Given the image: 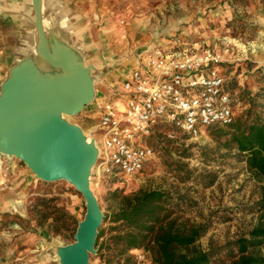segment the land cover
<instances>
[{"label": "rangeland", "instance_id": "obj_1", "mask_svg": "<svg viewBox=\"0 0 264 264\" xmlns=\"http://www.w3.org/2000/svg\"><path fill=\"white\" fill-rule=\"evenodd\" d=\"M110 6L118 25L142 27V33L152 35L164 50H210L234 87L236 117L252 105V97L264 115V83L258 69L264 67V0H110ZM10 66L0 57V94ZM70 119L96 134L97 112L90 106ZM226 126H210L197 137L176 131L170 141L153 139L156 158L141 173L118 182L98 179L93 172L90 186L107 218L89 264L134 261L131 252L122 250L123 242L114 238L118 230L112 214L119 208L117 194L139 189L171 195V219L203 224L198 247L218 249L212 257L215 264L230 260L227 245L236 250L232 242L257 222L262 183L235 144L228 143ZM162 142L166 145L160 148ZM12 160L27 171L16 181L12 168L7 169L10 162H0V176L5 178L0 179V264H60L57 250L74 242L86 213L85 200L67 180L43 181L24 162ZM13 223L19 226L16 230ZM147 251L144 264H154L153 249Z\"/></svg>", "mask_w": 264, "mask_h": 264}, {"label": "water", "instance_id": "obj_2", "mask_svg": "<svg viewBox=\"0 0 264 264\" xmlns=\"http://www.w3.org/2000/svg\"><path fill=\"white\" fill-rule=\"evenodd\" d=\"M39 53L53 71L17 61L9 68L0 94V152L15 156L41 180H67L85 200L86 213L74 242L58 248L60 264H89L104 214L90 186L99 149L65 115L92 101L94 81L84 65L58 58L43 30L38 0H33ZM80 82L77 83V82Z\"/></svg>", "mask_w": 264, "mask_h": 264}, {"label": "built area", "instance_id": "obj_3", "mask_svg": "<svg viewBox=\"0 0 264 264\" xmlns=\"http://www.w3.org/2000/svg\"><path fill=\"white\" fill-rule=\"evenodd\" d=\"M220 61L210 50L156 48L146 55L100 105L94 175L117 182L135 176L156 158L153 139H173L176 131L197 137L210 126L233 123L236 101ZM147 252L131 251V264H144Z\"/></svg>", "mask_w": 264, "mask_h": 264}, {"label": "crops", "instance_id": "obj_4", "mask_svg": "<svg viewBox=\"0 0 264 264\" xmlns=\"http://www.w3.org/2000/svg\"><path fill=\"white\" fill-rule=\"evenodd\" d=\"M33 5V0H0V57L10 65L21 60L27 64L33 61L42 70L53 71L54 68L38 50ZM38 5L43 30L56 56L74 59L88 68L94 81L95 94L81 111L90 106V111L97 112L98 120L100 105L121 90L131 70L154 49H162L163 45L152 35L142 33V27L118 25L114 14H110L113 12L110 0H38ZM77 83L80 84L79 81ZM70 117L65 115L70 123L82 129L88 141L94 140L100 149L98 123L96 134L91 135L82 122ZM13 157L0 152V162H10L6 168H12L11 175L18 181L21 173L27 170L19 167L12 160ZM93 172L94 166L91 176ZM0 179L1 182L5 181L3 176ZM12 227L16 230L19 226L13 223Z\"/></svg>", "mask_w": 264, "mask_h": 264}, {"label": "trees", "instance_id": "obj_5", "mask_svg": "<svg viewBox=\"0 0 264 264\" xmlns=\"http://www.w3.org/2000/svg\"><path fill=\"white\" fill-rule=\"evenodd\" d=\"M258 69L264 83V67ZM228 86L230 90L234 89L229 82ZM260 90L264 93V84ZM251 102L245 113L226 126L225 135L228 143L235 144L236 149L244 155L248 170L261 180L258 218L246 234L232 242L236 250L227 245V253L232 256L223 264H264V115L256 110L254 97ZM159 144L160 148L166 145L165 142ZM112 181L117 182L116 179ZM116 197L120 203L112 214L115 229L118 230L114 238L117 242H123V251L147 250L151 247L154 264H215L212 257L218 249L204 250L196 244L205 226L201 223H178L171 219L174 212L171 195L160 189H139L129 194H117ZM106 218L104 215L103 219ZM102 232L98 230L95 248Z\"/></svg>", "mask_w": 264, "mask_h": 264}]
</instances>
